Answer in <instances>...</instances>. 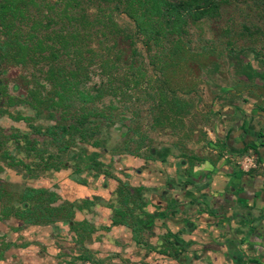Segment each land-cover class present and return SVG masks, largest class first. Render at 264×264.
Returning a JSON list of instances; mask_svg holds the SVG:
<instances>
[{
    "label": "rangeland",
    "instance_id": "obj_1",
    "mask_svg": "<svg viewBox=\"0 0 264 264\" xmlns=\"http://www.w3.org/2000/svg\"><path fill=\"white\" fill-rule=\"evenodd\" d=\"M224 1L218 20L192 26V52L181 69L170 76V88L177 89L187 110L185 117L177 118L170 111L171 94L158 97L170 119L167 123L154 120L151 101H145L146 93L124 85L131 76L124 66L128 45L116 41L114 50L125 54L121 66L104 70L102 62L113 60L114 51H109L113 41L101 38L102 45L95 39L87 41L83 50L86 89L106 87L95 105L115 118L121 114L132 118V128L139 130L138 135H132L127 121L103 123L96 136L97 147L92 140L76 141L60 152L58 147L44 143L29 124L42 130L54 124V117L45 106L35 107L50 88L40 71L2 61L0 57V264H143L145 261L139 260L138 254L134 261V255L126 251L140 247L146 255L154 249L163 260L180 255L175 251L180 245L179 234H172L164 223L156 225L159 216L147 211L150 197L146 187L139 203L143 213L136 212L133 219L134 224L137 219L144 222L143 230L138 232L140 244L134 242L131 229L125 225L130 237L118 239L112 235L113 227L121 226L111 223L113 209L119 204L116 180L133 188L143 187L134 181L140 172L151 171L157 165L164 172L176 166L180 170L182 159L201 157L206 147L229 166L223 152L236 154L210 146L213 118L229 106H249L264 113V5L260 0ZM116 19L122 26L129 25L123 15ZM112 84L124 87L123 94L109 91ZM153 87L156 89L157 85ZM164 96L167 101L162 103ZM122 100L123 106L119 103ZM139 136L143 140L137 139ZM36 148L57 156L55 166L39 167L35 152H31ZM253 153L262 163L259 155ZM7 157L31 165V171H16ZM27 189H47L56 195L50 217L48 213L41 218L37 212L30 215L26 211L23 192ZM64 202L74 204V220L83 222L84 227L69 223L67 212L55 214L54 209ZM2 208L5 213L1 215ZM45 219L51 222L47 224Z\"/></svg>",
    "mask_w": 264,
    "mask_h": 264
},
{
    "label": "trees",
    "instance_id": "obj_2",
    "mask_svg": "<svg viewBox=\"0 0 264 264\" xmlns=\"http://www.w3.org/2000/svg\"><path fill=\"white\" fill-rule=\"evenodd\" d=\"M254 1V0H252ZM224 0H0V57L2 61L40 71L43 81L50 88L48 95L36 102L45 106L54 117V124L44 130L29 124L44 143H50L62 152L77 142L98 145L96 136L103 123L127 121L128 132L138 135L139 130L132 128L133 121L124 115L115 118L95 105L102 99L106 87L86 89L87 71L84 69L83 50L87 41L95 39L98 45L104 44L101 38L113 41V60L105 59L103 69H116L121 66L123 52L115 51L117 40L128 45L124 66L130 78L124 85L146 93V102L151 101L152 113L158 123L170 121L164 114L163 105L158 102L159 95H172L168 107L177 118L185 117L187 111L177 89H171L170 76L183 66L186 56L192 52L190 29L203 22L218 20ZM264 5V1L260 0ZM255 7V6H254ZM258 7V6H257ZM123 15L129 25L122 26L116 17ZM229 43V42H228ZM139 44L141 48H139ZM1 63V62H0ZM41 64V68L39 65ZM119 68V67H118ZM156 84L157 88L153 87ZM132 85V86H131ZM129 88V89H130ZM109 91L123 94L122 86L109 85ZM122 92V93H121ZM163 102L167 101L164 96ZM156 102H158L156 104ZM121 106L124 100L119 102ZM155 106V107H154ZM187 113V112H186ZM24 120H28L23 118ZM121 119V120H119ZM143 140V137L139 138ZM26 144L31 145L25 139ZM258 155L254 147H250ZM38 166H55L57 156L45 154L36 148ZM60 157V156H58ZM16 171H31V165L21 160L6 158ZM118 182L115 193L118 207L113 209V225H125L131 229L135 243L140 244V231L144 222L135 213H143L142 193L144 187L133 188ZM0 188V204L2 203ZM57 200L56 195L47 189H27L23 192V204L30 215L36 212L44 217ZM131 200V201H130ZM89 203V202H84ZM131 205L130 208L127 206ZM77 208L64 202L54 209L55 214L69 215V223L84 227L83 222H75ZM4 214L2 208L1 215ZM138 214V215H139ZM150 218V216L148 215ZM127 219L131 222H128ZM45 223L51 222L45 219ZM141 226V227H140ZM139 227V229H138ZM139 232V234H138Z\"/></svg>",
    "mask_w": 264,
    "mask_h": 264
},
{
    "label": "crops",
    "instance_id": "obj_3",
    "mask_svg": "<svg viewBox=\"0 0 264 264\" xmlns=\"http://www.w3.org/2000/svg\"><path fill=\"white\" fill-rule=\"evenodd\" d=\"M212 122L210 146L236 155L254 147L264 164V113L249 106L223 107ZM176 167L164 172L157 165L138 172L134 181L149 189L147 211L159 216L155 224L164 223L172 234H179L175 251L180 255L163 260L154 249L146 255L140 247L126 250L132 259L138 254L143 264H264L260 174L228 166L209 147L201 157L182 159L181 171ZM112 235L130 237L123 225L113 227Z\"/></svg>",
    "mask_w": 264,
    "mask_h": 264
},
{
    "label": "built area",
    "instance_id": "obj_4",
    "mask_svg": "<svg viewBox=\"0 0 264 264\" xmlns=\"http://www.w3.org/2000/svg\"><path fill=\"white\" fill-rule=\"evenodd\" d=\"M223 158L230 162V166L244 173L257 171L264 179V164L260 163L252 150L242 155H232L223 152Z\"/></svg>",
    "mask_w": 264,
    "mask_h": 264
}]
</instances>
